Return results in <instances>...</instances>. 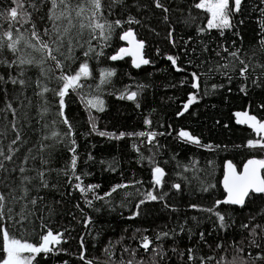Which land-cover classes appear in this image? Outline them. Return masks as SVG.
<instances>
[{
    "label": "trees",
    "instance_id": "16d2710c",
    "mask_svg": "<svg viewBox=\"0 0 264 264\" xmlns=\"http://www.w3.org/2000/svg\"><path fill=\"white\" fill-rule=\"evenodd\" d=\"M137 2L142 3L144 7L138 13L132 14L141 20V24L131 27L137 34V39L145 41L144 57L150 63L141 68H134L130 58L117 61L108 59V56L114 54L119 47L126 46V43L120 41L114 33L107 46L103 48V55L98 58L92 56L89 59L92 77L81 81L84 85L83 89L78 92L69 90L64 98L65 115L74 129L73 138L76 140L79 154L78 174L88 173L82 176V186L99 185L92 192L82 195L72 186L75 181L69 184L67 178L59 172L64 168L69 157L67 144L56 143L54 138L44 139L45 136L51 137L53 130L63 137L66 126L57 115L59 98L51 92L45 94L48 111L42 118L40 116L42 101L36 95L40 89L35 84L39 75L38 69L25 66L24 78L30 79L32 83L22 90L19 85H5L0 82V88L7 89V98L5 93L0 91V131L5 129L6 124L8 125L7 139L0 137V147L6 151L10 140L15 136L11 131L12 112L5 110V103L9 102L15 109V126L22 137V142H18L20 147L14 154L13 162L18 167L23 154L28 153L29 149L30 156H36V160L30 158L24 163L25 173L13 172L12 176L17 179L9 178L8 182L16 186L21 175L35 176L36 173L31 169L41 167V156L49 161L43 167L50 170L45 173L48 188H41L37 192L32 188V184L38 183V180L26 185L30 189L29 197L37 195L43 197V200H38L35 206L27 200L23 201L35 212L29 217L31 222L21 226L15 223V220L12 223L4 220L0 221V225L32 242H38L39 234L45 231L40 227L42 223L54 233L56 231L64 233L61 243L56 245L53 252L38 254L33 264H84L79 259L81 240L85 245V259L93 261V264H106L108 256L104 248L110 242L114 245L111 249L113 260L129 259L130 256L122 252V247L127 246L130 249H137L136 258L143 257L147 264L150 252L145 253L139 248L140 235H148L155 245L157 232L172 229H175L173 238L163 240L165 258L160 260L159 264H201V259L204 264H217L221 255H224L226 260L235 257L237 264L241 260L247 261V264H264V260L255 259L257 254L264 256V251L250 245L248 229L240 227L242 223H248L250 227L255 224L264 225V219L261 218L264 216V203L259 199L243 210L221 205V211L226 216L231 214L233 217L231 226L224 231L219 230L214 216L189 207L190 204H196L201 208L209 207L215 199H223L225 193L221 182L225 161H232L240 171L247 159L264 158V151L245 147L248 139H257L256 134L246 126L237 124L233 115L237 111H248L250 115L264 118V107H261L264 102V87H255L251 80H241L238 71L232 70L227 73L228 76L233 77L229 82L224 74L225 70L222 68L217 70L218 64L225 63L221 57H226L227 53L221 51V56L215 55L218 45L223 44L229 50L234 47L241 48L242 57L246 61L252 57L253 51L259 49L258 42L261 37L258 34L261 31L260 22H264V12L261 11L264 9V4H260V0H242L241 11L234 14L233 25V31L240 35L236 36L233 35V31L225 30L224 36L221 37L216 30L197 35L196 25L203 27L207 14L191 8L192 0H163L165 6L169 7V12L166 14L167 21L164 20L162 10L155 9L154 5H151V0H132L133 4ZM10 4L11 0H0V11ZM38 7L40 11L34 12L33 18L38 27L42 28L47 23L50 4L46 2L42 6L38 4ZM190 12L198 16V19L195 24L186 25L182 21ZM116 18H119V15L114 11L109 19ZM169 24L172 25L175 47L167 39ZM24 27L27 28L28 25ZM5 29L7 23L0 20V30ZM116 31L119 32L120 29ZM89 39L85 30L81 37L85 49L88 46L86 41ZM91 43L99 50L97 41L93 40ZM74 52L79 57L77 64L73 65L76 67L85 58L79 47H76ZM33 55L37 54L33 53ZM168 55L177 57L178 66L183 71L177 72L171 67V62L166 59ZM0 59L11 60L12 56L3 50L0 51ZM251 62H264V55L257 51ZM101 69H114L115 74L97 88ZM7 71L15 75L13 69ZM259 71L260 69L257 68V72ZM193 72L199 77L198 89L191 87ZM5 73V66L0 64V76H5L6 79ZM213 84L217 87L213 88ZM241 84L245 85L246 93L239 90ZM138 85L143 87L138 88ZM48 87H55V83H49ZM125 89L138 92L136 100L139 107L136 106V102L127 98H118L121 93H125ZM189 93L195 94L197 99L187 110H184L183 104L187 102ZM96 97L103 100V111H96L87 104L88 100ZM180 111L183 115H177ZM146 117L151 120V125L147 127L143 123ZM90 119L94 120L99 131L117 135L120 132L148 130L164 135L156 136L153 141L155 147L149 152L151 146L134 136L126 135L117 140L97 135L89 127ZM181 130L189 131L200 139L202 145H211V148L197 147L182 141L177 135ZM42 145L48 147H44L41 153L39 150ZM134 146L139 148V153ZM89 154L92 155V160L87 159ZM140 155L145 159L140 160ZM150 156L154 157L156 164L166 172L162 187L157 188L151 182V165L148 163ZM209 161L212 162L211 167ZM185 167H188L189 171L185 172ZM2 178L3 174L0 173V179ZM137 181L139 183H136ZM174 182L181 184V192L171 188ZM207 182L214 184L215 187L210 192L201 191L202 185ZM119 183L128 187L117 189L111 196H106L102 200L93 199V193L96 196H103ZM149 191L157 196L163 195V200H146V193ZM0 192H7L3 184H0ZM16 194L20 195L18 187ZM90 199L92 206L87 205V200ZM141 199H145V203L137 209L135 205ZM20 203V201H12L7 205L13 208L12 216L15 219H19L16 213L20 210ZM165 204H168L167 208L164 207ZM132 212H138V215L129 219ZM4 214L8 216L7 207ZM250 217L254 218L250 219ZM86 218H90L87 225L84 223ZM180 225L184 226L183 230ZM136 229H140V232L136 233V239H132ZM201 232L204 233L203 241L200 239ZM65 240L67 242H64ZM217 243L222 245L220 249L215 248ZM257 243L264 247V241L257 239ZM173 247L177 249L175 253L171 251ZM188 248L193 249L192 261L187 259ZM181 252L184 253L183 256L180 255ZM207 257L213 259L208 260Z\"/></svg>",
    "mask_w": 264,
    "mask_h": 264
},
{
    "label": "snow or ice",
    "instance_id": "6c2138e0",
    "mask_svg": "<svg viewBox=\"0 0 264 264\" xmlns=\"http://www.w3.org/2000/svg\"><path fill=\"white\" fill-rule=\"evenodd\" d=\"M49 3L50 7L47 11V23L41 28L38 27L36 21L33 18L34 12H39L40 7L45 3ZM260 4H264V0H260ZM151 5H154L155 9L162 10L164 14V20H168L166 15L169 12V7L165 6L163 0H151ZM242 0H192L190 7L199 10L202 13L207 14L206 23L203 27L196 25L197 35H201L206 31L216 30L221 37L224 36L225 30L233 31L234 25V14L241 11ZM144 7L142 3H132V0H11L9 7L0 11V20L7 23V29L0 30V51L6 50L11 54L12 59H0V64H3L6 69V79L5 76H0V82L5 85L16 86L22 90L27 86H30L32 81L26 80L25 66L35 67L39 71V75L35 81L36 87L40 89L36 92V95L42 101L40 105V116L43 117L44 113L48 111V101L45 98V94L51 92L55 97L59 98L58 113L61 122L66 126V132L63 137L56 131H51V137L45 136L44 139L54 138L56 143H66L67 152L69 153L68 160L63 169L59 170L66 178L69 184L75 181L72 185L78 190L82 195L86 192H92L93 189L98 188L99 185L88 184L86 187L82 186V176L88 175L86 172L78 174V159L79 154L77 152L76 140L73 138L74 129L70 120L65 115V96L68 94L69 90L72 92H78L82 90L84 85L81 83L82 80H88L92 77V70L89 66V59L92 56L99 57L103 55V48L107 46L108 42L112 39L115 33L120 41H125L127 47H119L114 54L108 56V59L112 61L121 60L124 57H131V64L134 68H139L141 65H147L150 63L143 55V50L145 46V41L143 39H137V34L133 31L132 25L141 24V20L137 18L133 12H139V10ZM31 9L32 11H29ZM116 12L119 18L109 19V17ZM264 12V9H261ZM126 17V19H125ZM42 20L43 17L41 16ZM198 16L193 15L191 12L182 21L186 25L195 24ZM242 23V21H241ZM28 25L27 28L24 26ZM128 27L125 28L124 26ZM169 31L167 33V39L170 44L175 47V41L173 38L172 25L169 24ZM120 29L119 32L116 30ZM260 40L259 49L254 50L252 57L256 56V52L259 51L264 55V22H260ZM85 30H87L90 39L86 41L87 48L85 49L84 44L81 43V37L83 36ZM233 35L239 36L238 32L233 31ZM191 39V38H189ZM97 41L99 45V50L97 47L91 43V41ZM187 43V42H185ZM235 44V42H233ZM79 47L82 50V55L85 58L82 62L76 65L79 57L75 55L74 49ZM207 50V46H205ZM221 51L227 53L226 57H221L225 61L224 64H218L217 70L224 69V74L227 76L229 82L232 80V76H228L229 70L233 72L238 71V75L243 81L251 80L252 85L255 87H264V62L252 63V57H249L246 61L242 57V50L239 47H234L232 50L226 48L223 44L218 45V50L215 51L216 56H221ZM159 52V49H157ZM33 53L37 55H33ZM168 61L171 62V67L177 72L183 71L181 67L178 66L177 57L173 55H168L166 57ZM238 65V67H237ZM251 68V71H250ZM257 68L260 69L257 72ZM7 69H13L15 75L8 72ZM211 71V69H209ZM115 74L114 69H101L99 72L100 85L107 82V79ZM42 78V79H41ZM198 74L193 72L191 74V87L193 89H198L199 84ZM43 81V82H42ZM55 83V87L49 88V83ZM183 83V82H182ZM138 88L143 87L138 85ZM213 88L217 86L212 85ZM241 92L247 91L244 84H241ZM0 91L5 93L7 98V89L0 88ZM126 93V95H125ZM125 93H121L118 98H127L130 101L136 102V106L139 107V103L136 98L138 96L137 91H128L125 89ZM23 95V92H21ZM83 99V97H81ZM196 95L189 93L187 96V102L183 104V109L187 110L189 105L196 102ZM103 100L96 97L95 99H90L87 104L96 109V111H103ZM261 107H264V102H262ZM5 110L12 112V122L11 131L15 133L14 138L10 140L7 146V150L0 147V173L3 174V178L0 179V184H3L7 192H0V221L7 220L8 223H15L24 226L26 223H30V216H33L35 212L33 209H29L27 204L23 201L27 200L28 203L35 206L38 200H43V197L37 195L36 197H29V187L26 185L32 184L33 180H38V183L32 184L37 192L41 188H48V180L45 175L49 169L43 166L48 164V160L43 156L40 157V168L31 169L36 173L35 176L29 177L21 175L19 179V184L16 186L11 185L8 181L9 178L12 180L17 179L12 176L13 172L18 171L20 174L25 173L26 169L23 166L30 158L36 160V156H30L31 150L28 153L23 154L21 164L17 167L13 162V157L16 152L19 151L20 144L22 142V137L19 130L15 126L16 113L12 104L9 102L5 103ZM177 115H183L180 111ZM236 117V123L240 125H246L247 128L251 129L259 139H248L245 147L251 150L264 151V118H258L256 115H250L248 111H237L233 113ZM39 123V121H37ZM144 125L150 126L151 120L147 117L143 121ZM47 127V125H45ZM89 127L92 132L99 136L107 137L109 139H121L124 136L137 137L142 142H146L151 147L149 152L152 151V147H155L153 141L157 135H164V133H157L156 131H139V132H120L118 135L112 132L99 131L96 127L94 120L90 119ZM7 129L8 125H5V129L0 131V137L7 139ZM178 138L182 141L190 144H194L197 147L211 148V145H202L200 139L191 134L189 131L181 130L177 133ZM15 145L16 147H13ZM44 147L47 145H42L40 152H43ZM136 151L139 153V148L134 146ZM239 147V145L237 146ZM19 158V157H17ZM88 160H92L91 154L87 157ZM145 157L140 155V160H144ZM7 162V163H6ZM87 163V161H85ZM103 163V162H102ZM148 163L151 165V182L153 186L159 188L165 183L164 177L166 175L165 170L158 166L155 162L154 157H148ZM212 162L209 161V167H211ZM223 192L225 193L223 199H215L211 206L209 207H199L196 204H190L189 207L195 208L202 212H207L211 216L216 218L215 224L218 225L220 231L226 230L231 226L233 217L231 214L225 215L220 206L228 205L235 206L240 210L245 209L250 204H254L257 199L264 203V158H249L242 166V170L238 171L237 167L232 161H225L223 164ZM184 171H189L188 167L184 168ZM136 183H139L138 181ZM19 188L20 195L16 194V188ZM128 187L123 183L114 185L109 192H105L103 196H96L93 193V199H104L106 196H111L112 192L117 189H123ZM215 185L207 182L202 185L201 191L210 192ZM171 188L175 189L177 192L182 191V186L180 183H172ZM166 195V193L164 194ZM9 197L11 199H9ZM164 196L154 195L153 192L149 191L146 193V200L157 201L163 200ZM145 199H141L135 207L139 209L141 204L145 203ZM12 201H20V210L16 215L19 219H15L12 216L13 208L8 207ZM107 203V201H105ZM87 205L92 206V200H87ZM7 207L8 216L4 214L5 208ZM79 207V205H77ZM165 208L168 204L164 205ZM235 210V209H233ZM99 211V209H96ZM138 215V212H132L129 219ZM254 217H250L253 219ZM264 219V216L261 217ZM43 220V217H41ZM195 219V217H193ZM90 221V218L84 220L85 225ZM42 231L39 234V241L32 242L23 236H17L15 232H10L8 228L0 225V264H33L36 256L38 254L50 253L56 248V245L61 243L64 233L62 231H56L55 233L51 228H48L46 224L42 223L40 225ZM243 229H248V236L251 238L249 244L257 248H261L264 251V247L257 243V239L264 241V225L255 224L251 227L248 223H242L240 225ZM181 230L184 226L180 225ZM145 232L147 229L144 230ZM140 232V229H136L133 233L132 239H136V233ZM175 229L169 231H159L155 234V245L152 239L148 235L141 234L138 240L139 248L143 249L145 253H149L147 264H159L160 260L165 258V249L163 246L164 238L172 239ZM177 235L179 233H176ZM123 237H121V240ZM200 239L204 240V233H200ZM64 242H67L66 240ZM120 243V241H116ZM114 245L110 242L106 245L104 252L108 256V261L106 264H146L143 257L137 259V249H130L127 246L122 247V252L127 253L130 258L125 260L123 258L115 261L112 259L111 249ZM222 245L217 243L215 245L216 249H220ZM85 245L81 240L80 243V256L79 259L84 262V264H93V261L85 259ZM62 251L63 249H57ZM173 253L177 251L175 247L171 249ZM237 251H243V249H237ZM187 259L192 261L194 259L193 249H187ZM181 256L184 255L183 252L180 253ZM159 258V260L157 259ZM208 260H212V257H207ZM257 261L264 260V256L259 254L255 258ZM201 264H204L203 259H201ZM217 264H237V260L234 257L232 260H226L224 255L220 256ZM239 264H247V261L241 260Z\"/></svg>",
    "mask_w": 264,
    "mask_h": 264
},
{
    "label": "water",
    "instance_id": "95a60500",
    "mask_svg": "<svg viewBox=\"0 0 264 264\" xmlns=\"http://www.w3.org/2000/svg\"><path fill=\"white\" fill-rule=\"evenodd\" d=\"M143 55H144V50H143ZM126 58H130L131 59V57H124L123 59H126ZM144 66H146V65H141V67H144ZM141 67H139V68H141ZM222 188H223V186H222ZM233 207H235V206H233Z\"/></svg>",
    "mask_w": 264,
    "mask_h": 264
},
{
    "label": "bare ground",
    "instance_id": "6f19581e",
    "mask_svg": "<svg viewBox=\"0 0 264 264\" xmlns=\"http://www.w3.org/2000/svg\"><path fill=\"white\" fill-rule=\"evenodd\" d=\"M242 126H245V125H242ZM257 139H259V138H257ZM223 180V179H222ZM221 187H222V183H221ZM223 189V188H222Z\"/></svg>",
    "mask_w": 264,
    "mask_h": 264
},
{
    "label": "flooded vegetation",
    "instance_id": "af4514ba",
    "mask_svg": "<svg viewBox=\"0 0 264 264\" xmlns=\"http://www.w3.org/2000/svg\"><path fill=\"white\" fill-rule=\"evenodd\" d=\"M125 42V41H124ZM126 43V42H125ZM125 47H127V43H126V46Z\"/></svg>",
    "mask_w": 264,
    "mask_h": 264
},
{
    "label": "rangeland",
    "instance_id": "374dc122",
    "mask_svg": "<svg viewBox=\"0 0 264 264\" xmlns=\"http://www.w3.org/2000/svg\"><path fill=\"white\" fill-rule=\"evenodd\" d=\"M246 126V125H245ZM247 127V126H246ZM257 138H259L257 135H256Z\"/></svg>",
    "mask_w": 264,
    "mask_h": 264
}]
</instances>
